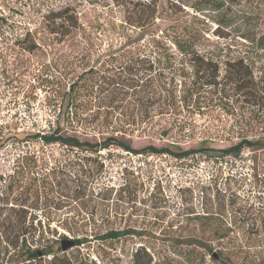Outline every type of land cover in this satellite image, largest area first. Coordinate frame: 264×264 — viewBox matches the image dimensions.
Segmentation results:
<instances>
[{
    "label": "rangeland",
    "instance_id": "374dc122",
    "mask_svg": "<svg viewBox=\"0 0 264 264\" xmlns=\"http://www.w3.org/2000/svg\"><path fill=\"white\" fill-rule=\"evenodd\" d=\"M134 1L156 4L154 22L141 29L125 22L129 11L121 3ZM66 6L77 27L50 33L45 17ZM0 17V194H8L0 264L26 263L27 248H53L57 256L85 257L89 264H131L140 246L152 264H264V113L229 89L184 94L191 89L182 78L188 63L174 43L194 41L222 66L241 57L264 77V50L256 44L264 34V0H0ZM32 40L36 47L28 50ZM131 57L159 59L172 94L160 100L162 112L155 105L135 111L136 122L125 125L103 105L106 93L97 86ZM80 74L68 106L69 85ZM57 124L81 140L100 144L114 135L145 151L24 139ZM242 138L263 145L223 155ZM151 145L202 151L176 158L147 151ZM79 188L85 195L74 199ZM36 190L37 208L29 205ZM24 198L25 208L18 204ZM11 226L23 230L17 246L5 238ZM29 227L37 228L33 237ZM116 229L129 233L101 238ZM75 238L85 241L58 247ZM51 258L39 260L50 264Z\"/></svg>",
    "mask_w": 264,
    "mask_h": 264
},
{
    "label": "trees",
    "instance_id": "16d2710c",
    "mask_svg": "<svg viewBox=\"0 0 264 264\" xmlns=\"http://www.w3.org/2000/svg\"><path fill=\"white\" fill-rule=\"evenodd\" d=\"M123 4L129 11V16L125 22L133 27L139 29L144 28L146 25L154 22L156 18L157 6L153 1L140 2L134 1ZM120 4V2H117ZM125 9V10H126ZM51 17L47 15L45 17L48 23V29L50 33L55 35H66L72 27H77L78 20L76 16L69 12L68 7L61 8L60 10L50 13ZM0 20L2 18L0 17ZM29 36L28 33L23 37L24 41ZM178 52L181 57L187 61V66H182V78L189 80L191 89L184 90V94L198 93L199 90H216L224 91L229 89L242 97L243 101L247 102L249 105H257L261 111L264 113V77H257L253 74V71L249 64L241 57L235 59L225 60L223 66L216 60L212 58L205 57L201 52L196 49L195 42L190 40H174ZM257 46L263 48L264 50V34L258 37L256 40ZM155 47H159L158 42H155ZM28 50H32L36 47L35 42H28ZM162 50H166L167 47L164 45ZM144 62H147L144 64ZM159 59L154 61L149 58L147 61L145 59L137 58L136 60L131 57L127 58L124 65L121 67V71L113 74L100 76V83H98V88L106 93L104 99V106L110 108L114 111L119 112V115L123 117V123L125 125L134 124L136 122L135 111L144 113L148 107H153L158 110L157 113L162 112V107L160 106V100L162 98H168L172 93L166 86V78L163 68L159 67ZM182 64V63H181ZM184 64V63H183ZM157 65V66H156ZM155 66V67H154ZM189 69V71H185ZM87 73V71L85 72ZM148 73V74H147ZM83 74H80L76 80H73L69 85V96L67 97V105H74L75 97L72 95L76 85L82 79ZM79 79V80H78ZM86 84L88 79L85 80ZM95 81H91L94 84ZM106 99V100H105ZM73 100V102H72ZM148 103V105H146ZM24 139L29 140H40L44 144L58 143L60 145H66L78 149H96L97 147L108 148L109 146H117L126 151H131L138 153L139 151H145L143 148L136 150L132 148L130 142L118 136L109 135L104 138V140L98 144L97 142H89L88 140H81L75 135L65 134L61 131V126L57 124L52 130L44 133L40 132H28ZM261 147L263 143L260 140H249L247 138H242L235 144L228 146L222 150L223 155H238L244 147L252 146ZM147 151L152 153H168L176 158L186 157L190 154L197 153L196 148L173 151L168 147H155L153 145L147 147ZM261 186L264 190V175L260 179ZM56 184L60 186V182L56 181ZM126 184L119 187V192H123L126 189ZM52 189V188H51ZM81 188L74 191V199L80 198V196L85 195V188ZM36 199L34 200V205L30 207H39L40 193L36 190ZM48 201L46 200L45 203ZM17 203V202H16ZM27 198L20 200L18 202L19 206H27ZM8 204V194H0V215L6 209ZM14 206L8 208L10 212L16 214L18 210L13 209ZM27 211L23 209V221L26 218ZM8 224L6 217L4 219L0 218V229H3V225ZM35 227L25 228V231L30 232L31 237L36 233ZM125 233H129L128 230H109L102 235L101 238H119ZM23 230L21 227L11 226L6 228L5 238L9 243L17 246L23 238ZM26 241V239H25ZM84 238H75L74 245L80 246L84 242ZM61 248V246H58ZM59 249V248H57ZM62 250V249H61ZM56 250L53 248H44L41 250H31L27 248L25 250V261L24 264H41L40 258L44 255L52 254L50 264H89L88 259L85 257H76L72 259L70 256L62 254L57 256ZM146 256V257H145ZM213 256V252L211 254ZM33 261V262H31ZM131 264H152L151 256L145 251L143 246L135 249L132 255Z\"/></svg>",
    "mask_w": 264,
    "mask_h": 264
},
{
    "label": "water",
    "instance_id": "95a60500",
    "mask_svg": "<svg viewBox=\"0 0 264 264\" xmlns=\"http://www.w3.org/2000/svg\"><path fill=\"white\" fill-rule=\"evenodd\" d=\"M73 245H74V240H71V239H63L61 240V243H60L61 249L63 251L66 250L67 248H70ZM213 256H216L215 253H213Z\"/></svg>",
    "mask_w": 264,
    "mask_h": 264
}]
</instances>
